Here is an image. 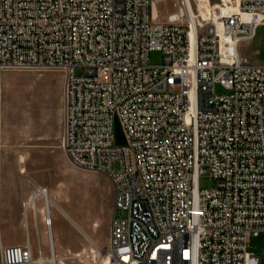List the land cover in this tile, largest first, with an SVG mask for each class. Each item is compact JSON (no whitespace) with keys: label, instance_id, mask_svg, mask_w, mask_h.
Wrapping results in <instances>:
<instances>
[{"label":"built area","instance_id":"built-area-1","mask_svg":"<svg viewBox=\"0 0 264 264\" xmlns=\"http://www.w3.org/2000/svg\"><path fill=\"white\" fill-rule=\"evenodd\" d=\"M158 1L0 0V119L4 70L63 71V151L113 188L108 264H261L247 245L264 231V61L238 49L264 25V0H219L227 10L206 17L174 0L163 19ZM201 174L215 186L200 189ZM30 184L27 240L0 234V264H33L29 210L52 225L48 188Z\"/></svg>","mask_w":264,"mask_h":264},{"label":"rangeland","instance_id":"rangeland-1","mask_svg":"<svg viewBox=\"0 0 264 264\" xmlns=\"http://www.w3.org/2000/svg\"><path fill=\"white\" fill-rule=\"evenodd\" d=\"M217 2L210 0L212 6ZM155 8L161 19L177 10L174 0L158 1ZM238 51L251 62H263L264 25L258 26L254 38L243 41ZM148 61L151 66L160 65L161 51H150ZM75 73L81 74V70L76 69ZM63 81V71L57 67H13L2 74L0 234L5 244H23L27 240L22 200L31 188L30 182L34 181L47 187L57 204L51 205V232L53 249L59 260L57 264L60 261L64 264H106L104 250L99 248L108 243L112 211L108 212L107 206L113 188L105 174L73 166L63 151ZM216 90L220 92L221 88L216 85ZM112 133L113 143L120 144L122 128L118 119L113 121ZM215 184L216 180L206 174L198 178L200 189H210ZM27 214L33 258H38L39 247L43 257L47 258L49 242L41 214L37 226L30 210ZM121 215L120 211L116 212V216ZM93 221L98 223L95 234L102 237L98 238V251L91 255L87 248V259L73 256L75 252L84 254L82 249L73 250L84 238L73 222L89 232L83 224ZM247 249L264 264V231L250 238Z\"/></svg>","mask_w":264,"mask_h":264},{"label":"bare ground","instance_id":"bare-ground-1","mask_svg":"<svg viewBox=\"0 0 264 264\" xmlns=\"http://www.w3.org/2000/svg\"><path fill=\"white\" fill-rule=\"evenodd\" d=\"M196 1L198 3L199 13L203 17H206L208 13L211 14L212 13V8H221V10L223 12L225 10H227V7L222 6V4L220 3L219 0L213 6L211 5L210 0H196ZM222 1L224 2L225 5H227L229 2H233L232 0H222ZM156 14H157V11H156V8H155V3H154V5H153V15L155 16ZM21 172H23V170H21ZM50 197H51V202L49 203V209H48L49 212L51 211L50 205H53V204H54V206L57 205V204H55L53 197L51 195H50ZM38 208H39V210L41 212H42V210H44V208L42 209V205H40ZM45 229H46V234H47V238H48V242H49V251L50 252L52 251V255L48 256L47 258H45V257L42 256V254H39L37 259L33 258V264H44V263H47L48 261H54L55 264H57V262H59V260L56 257V254H55V252L53 250V243H52V236H51V226L48 227V228L45 227ZM28 244L30 245V243H28ZM88 249H89V252H90L91 255L94 253L95 250L98 251V247L92 245V243H90V246L88 247ZM82 250L84 252V255H81L80 252L72 253V255L76 256V257H84V258H86V256H85L86 249H82ZM103 256L105 257V263L108 264L106 256L105 255H103ZM59 264H64V263L62 261H60Z\"/></svg>","mask_w":264,"mask_h":264},{"label":"crops","instance_id":"crops-1","mask_svg":"<svg viewBox=\"0 0 264 264\" xmlns=\"http://www.w3.org/2000/svg\"><path fill=\"white\" fill-rule=\"evenodd\" d=\"M1 191V190H0ZM1 192H0V198H1ZM51 195V194H50ZM1 206H2V200H1ZM113 207V194L110 196L109 205L107 206L108 212L112 211ZM107 219H109V215H107ZM97 222H92L91 224L84 223L83 225L88 229L89 232L84 230L81 226L73 222V225L83 234L84 238L79 240L78 245L73 250H80V249H87L90 246V243L95 244L96 246H100L99 239L102 238L100 236L97 237V235L94 232L95 225H97ZM39 232V231H38ZM46 233V229H45ZM47 236V234H46ZM52 236V232H51ZM48 240V238H47ZM53 243V240H52ZM40 248V247H39ZM41 249V248H40ZM54 250V249H53ZM43 256V255H42ZM48 257V256H47Z\"/></svg>","mask_w":264,"mask_h":264}]
</instances>
